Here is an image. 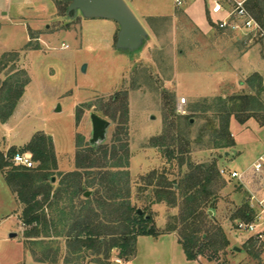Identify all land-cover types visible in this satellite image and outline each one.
Wrapping results in <instances>:
<instances>
[{"label": "rangeland", "instance_id": "1", "mask_svg": "<svg viewBox=\"0 0 264 264\" xmlns=\"http://www.w3.org/2000/svg\"><path fill=\"white\" fill-rule=\"evenodd\" d=\"M74 1L0 0V60L7 53L20 55L19 60L13 55L7 58L8 68L1 80L14 70L11 75L21 74L19 88L27 82L12 116L5 123L0 119L1 153L6 158L10 150L19 151L41 131L52 137L55 146L58 161L52 176L55 188L66 175L83 171L78 169L79 161L81 165L89 164L92 156L80 152L83 147H90L96 151L95 158L104 159L98 161L106 165L107 171L121 170L128 174L135 193H139V187L147 186L143 178L152 171L172 169L149 141L174 126L175 136L185 135L192 142L191 153L186 157L193 163L220 158L221 170L227 174L247 171L249 175L244 185L226 175L216 217L229 243L219 251L205 253L215 257L212 261L205 256L188 261L176 233L157 239L140 237L137 253L128 262L264 264V246L254 247L250 242L253 236L234 228L231 220L247 198L245 192L259 199L264 195V173L253 172L254 164L264 155V125L254 119L242 125L232 118L234 147L210 150L208 137L201 140L199 134L214 118L213 109L205 116L196 112L210 109L214 98L228 100L250 93L251 86L258 84L249 81L254 75L262 77L264 87V32L260 39V32L244 30L241 21L233 24L239 29L233 26L220 29L221 20L209 18L208 24L204 15L197 28L184 13L193 4L202 10L207 4L203 0H187L182 6H177L175 0H125L146 32L141 46L131 51L118 48L120 26L116 22L86 19L80 10L77 14L69 12ZM9 88L0 90V115L13 109L11 104L7 110L2 108L3 100L16 92ZM171 109H175L176 116ZM93 116L109 123L98 140H94ZM189 120L193 124L191 129L186 125ZM219 124L217 121L216 125ZM126 148L128 167L111 168L124 164L126 167ZM24 155L32 159L31 154ZM2 177L0 172V264H49L37 261L35 255L37 252L40 257L42 246L27 241L26 227L18 237H10L20 231V210L10 204L12 191ZM151 190L144 191L143 199L134 202L142 208L145 198L153 195ZM64 205L67 206L66 201L60 203V207ZM151 211L160 231L177 214V210L164 204L154 205ZM261 229L264 230V222ZM54 242L63 244L65 239ZM117 255L116 251L112 254L111 264H115ZM80 260L78 264H96L89 255ZM58 264H63L62 258Z\"/></svg>", "mask_w": 264, "mask_h": 264}, {"label": "trees", "instance_id": "2", "mask_svg": "<svg viewBox=\"0 0 264 264\" xmlns=\"http://www.w3.org/2000/svg\"><path fill=\"white\" fill-rule=\"evenodd\" d=\"M245 6L264 32V0H246ZM261 34L258 36L260 39L263 38ZM11 55L20 59L19 53L15 52L5 54L0 60V90L10 87V90L16 91L3 100L2 108L7 110L8 104L13 108L9 113L0 115L4 123L12 116L27 85L24 82L19 88L21 74L11 75L14 70L9 71L7 79L1 80L8 68L7 58ZM253 80L258 81V84L251 86L250 93L235 95L228 100L217 97L212 100L210 109L196 111L205 116L213 109L214 118L199 134L201 140L208 137V144L212 146L210 150L234 147L230 132L232 118L242 125L251 119L264 125L263 79L260 75H254L249 81ZM171 114L176 116L175 109H171ZM217 121L219 126L216 125ZM186 125L188 129L193 126L190 120ZM172 127L162 136L149 141L150 146L158 149L166 158V166L172 169L165 167L162 171H152L143 178L147 186L139 187V193H135L128 174L121 170L107 171L106 165L100 164L104 159L99 156L95 158L96 151L90 147H83L80 152L86 157L92 156L89 164L81 165L79 161L78 169L83 171L66 175L55 188L52 183L58 162L55 146L52 137L41 131L34 134L31 141L19 151L16 148L10 150L6 158L0 151V172L19 205V219L27 228L26 239L36 246H42L40 257L36 252L37 261L58 264L62 258L63 264H78L81 258L85 259L89 255L95 258L96 264H111L115 251L118 257L130 261L137 253L140 237L157 239L172 233L177 234L188 261H197L201 256L214 260L215 257L205 253L219 251L229 243L216 217L222 201L221 192L226 185V176L221 174L223 164L220 158L215 157L204 163H193L190 157L187 159L186 154L191 153L189 145L192 142L185 135L181 138L175 136ZM183 142L187 145L184 146ZM111 151L114 153L115 148ZM125 152L126 167L124 164L111 165V168L128 167V148ZM18 153L31 154L36 166L34 164L33 168L28 169L15 165L13 158ZM240 189L243 190V187L240 186ZM146 190H151L153 195L145 198L146 204L141 208L134 200L143 199L142 194ZM88 192L91 194L89 197L86 196ZM245 194L247 198L244 203L231 217L234 228L242 222L253 223L256 218L250 206V195ZM62 201H66L67 206L60 207ZM160 204L177 210V214L170 218L162 231L157 228L155 215L151 211L154 205ZM139 210L143 214H139ZM55 239H65L64 245L54 242ZM250 242H253L254 247L258 244L264 246L255 237H251Z\"/></svg>", "mask_w": 264, "mask_h": 264}, {"label": "water", "instance_id": "3", "mask_svg": "<svg viewBox=\"0 0 264 264\" xmlns=\"http://www.w3.org/2000/svg\"><path fill=\"white\" fill-rule=\"evenodd\" d=\"M78 10L86 19H104L116 22L120 26L118 48L136 50L146 37L144 27L125 0H75L71 4L69 12L75 11L77 14ZM57 110L60 111V108ZM92 121L94 140H98L104 136L109 123L98 116H93ZM52 181L55 182V179ZM89 195L90 193L86 194L87 197ZM139 214H143V212L139 210ZM13 236L16 234L11 235V237ZM235 250L240 251L238 248Z\"/></svg>", "mask_w": 264, "mask_h": 264}, {"label": "built area", "instance_id": "4", "mask_svg": "<svg viewBox=\"0 0 264 264\" xmlns=\"http://www.w3.org/2000/svg\"><path fill=\"white\" fill-rule=\"evenodd\" d=\"M187 0H176L177 6H182ZM208 1H215L218 0H208ZM246 1H235L232 12L228 15V17L223 20L219 27L220 29L226 28H235L239 29L238 25H233L236 21L242 22V28L249 32L256 31L262 33V29L257 24V22L253 19L249 11L245 6ZM221 6L217 5L216 10H219ZM231 22V23H230ZM64 47H66L64 45ZM67 48V47H66ZM183 104L186 103V100L183 99ZM13 161L15 165L22 166L28 169L34 167V162L31 158L27 157L24 154L18 153L14 156ZM253 172L255 174H263L264 173V155L261 156L257 162L253 166ZM222 175H229L230 178L237 180L241 185H244L245 179L249 176L247 175V171L239 172V171H232V172H225V170H221ZM250 206L256 213V218L253 223H239L237 229L243 232L250 233L253 237H255L258 241L263 242L264 240V230H259L260 227H263L264 222V195L261 199L257 198L255 194L250 196ZM115 264H130L128 261L117 256L115 260Z\"/></svg>", "mask_w": 264, "mask_h": 264}, {"label": "crops", "instance_id": "5", "mask_svg": "<svg viewBox=\"0 0 264 264\" xmlns=\"http://www.w3.org/2000/svg\"><path fill=\"white\" fill-rule=\"evenodd\" d=\"M203 1L206 2L207 4H205L203 6L202 10L201 9L199 10V7L197 4H193V5H190L188 10L186 11V13H184L186 15V17L190 21H192L197 28L201 25V15L205 16L208 24H209L208 16H209V18H211L210 19L211 21H215V20L223 21V20H225L233 10V7H232L233 3L235 1H239V0H232L233 3L231 2V0H218L217 2L208 1V0H203ZM242 1H246V0H242ZM175 4H176V0H175ZM228 4L232 5L231 8ZM217 5L221 6V8L219 10H216ZM108 21H110V20H108ZM1 176H3L2 173H1ZM2 178L4 179V176ZM7 188H9L8 185H7ZM9 198H10V204L14 207V209L16 207L18 208L19 205H18L16 198L12 192L10 193ZM19 222L21 223L20 231L18 233L16 232V233L10 234V237H11V235L16 234V236H13L11 238L18 237L20 232L24 231V229H23L24 225L22 224L20 219H19Z\"/></svg>", "mask_w": 264, "mask_h": 264}]
</instances>
